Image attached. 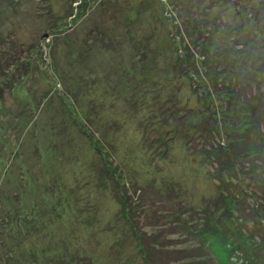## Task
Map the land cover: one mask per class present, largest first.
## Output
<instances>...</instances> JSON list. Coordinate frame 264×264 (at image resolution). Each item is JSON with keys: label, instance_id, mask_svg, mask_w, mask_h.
Masks as SVG:
<instances>
[{"label": "rangeland", "instance_id": "1", "mask_svg": "<svg viewBox=\"0 0 264 264\" xmlns=\"http://www.w3.org/2000/svg\"><path fill=\"white\" fill-rule=\"evenodd\" d=\"M85 2L0 0V264H35L66 247L93 264H144L126 212L162 235L161 257L208 264L178 220L202 227L207 214L243 215L245 231L258 234L264 155L255 163L237 153L232 173L215 168L210 145L231 141L228 118L249 110L216 116L204 83L181 73L172 38L192 31L183 21L204 16L210 53L224 48L219 55L244 68L222 76L251 95L264 91V0ZM221 191L235 195L230 214ZM239 257L232 261L244 264Z\"/></svg>", "mask_w": 264, "mask_h": 264}, {"label": "trees", "instance_id": "2", "mask_svg": "<svg viewBox=\"0 0 264 264\" xmlns=\"http://www.w3.org/2000/svg\"><path fill=\"white\" fill-rule=\"evenodd\" d=\"M85 3V0H80L78 5L84 4L85 6ZM213 6L216 5L210 6V9L213 8ZM191 18L193 20H191ZM191 18L188 22L183 21V24L186 26L187 23V27L189 29L192 28V31H189V33L184 32V36H181L178 33V36L172 38L174 41L175 52L179 56L178 61L182 69L181 73H183L184 77L189 79L192 83L196 84L195 81H197L198 78L204 83V92L201 97L204 99V103L207 104L210 103L214 105V102L217 103L218 101L219 104H217L216 107V110H218L216 111V116H221L225 113L230 114V111L233 112L235 109H238L236 112L239 110L244 111L245 109L249 110V113L244 115L245 117L243 118H239L238 115V118L234 116L228 118L229 125L234 124L235 127V131L230 134L231 141H226V143L229 141L228 145L225 142L223 145L220 143L215 144V146L210 145L212 150H209V152L211 155L210 157H213V165H215L216 168L222 164L223 168H227L232 173L233 169H237V162L235 159L237 153L240 152H244V155H250V157H253L255 163H258V161L260 163L264 155V91L259 88L261 84L255 82V86L257 85L259 90L256 91V94L251 95V91L246 85L241 84L237 86L239 83L238 81L235 82L234 78H224L222 72H226L225 74L229 75L238 70V67L241 68V71H243L244 68L239 64H229L232 60L225 56V53L219 55V51H226L224 48L216 46L213 50L218 54H215V52L211 54V48L209 44L206 43V37L205 35L203 36L202 33L203 30H208L210 27L208 20H206L204 16L197 14L196 17ZM196 33L198 34V37L195 36ZM209 34L210 32L207 33V35ZM196 52L197 54L195 55L194 53ZM234 56H238L239 58V55ZM226 57L228 60L225 59ZM245 70H248V74L251 71L248 65ZM254 73L255 71H252L250 74L251 76L249 75V77H252ZM251 80L252 79H250V81ZM248 91L250 93H248ZM249 103H253L254 106L252 109ZM256 108L260 109V113L257 115H255L254 112ZM223 110L225 112L220 113ZM216 133L217 135L219 134L217 129ZM220 155L224 156L223 158L226 161V165L221 163ZM253 166L255 167V165ZM108 167L110 170V164H107V168ZM214 172V177L221 180L219 179V177L221 178L222 176L220 173L221 171L214 170ZM112 175V177L115 178L114 175H116V173L113 172ZM224 187H226L225 184ZM221 192H223L224 195L220 193V203L223 204L224 209L230 214L232 211L231 204L235 207V195L232 196L230 191L228 194L226 191ZM206 205L199 207L196 210L190 207L186 212L189 215L194 216L197 212L204 209ZM214 206L215 210L218 209V206ZM186 212L182 211L180 214L187 215ZM132 214V212H126L124 218L132 230V239H134L136 243V253L141 256L144 264H147L148 262V264H177V262L178 264L206 263L200 260L196 261L198 259L196 257H191L189 260L184 261L181 256H174L175 259H181L176 262L167 258L169 251H165L166 254L163 253L164 257H161L159 254H162V251L160 250L163 249V246H158L157 243L162 235L158 234L157 236H154L153 231L149 232L138 226L136 224V218ZM178 217L180 218V216ZM11 219L12 218H9V221ZM204 220L205 224L202 227H199L196 224L195 218L187 220L186 222L178 220V230L180 233H187L199 240L200 244L198 250L203 249V255L207 257L208 264H213L212 261L214 264H236V262L232 261V258L237 257V254L240 255L239 258L244 261V264H264V227L263 230L259 229V231L256 232L258 234H253L252 231V234H248L245 230L247 229L248 231V229H250L247 227L249 221H246L243 215H240L237 220L229 221L226 219V216L219 217V219L215 220L214 216L207 214ZM243 225H245V229ZM114 239L119 240V237ZM67 249L68 248L66 247L54 251L53 253L51 252V254L48 255L49 257H43L38 263L35 261L37 253L32 252V256H34L33 260L35 261V264H67L68 258H71L73 264H93L91 257L89 258L91 254H82L78 251L72 253ZM205 249L207 250L206 253L208 255L204 253ZM175 253L178 255L180 251L173 252L172 257ZM150 257H152V259Z\"/></svg>", "mask_w": 264, "mask_h": 264}]
</instances>
